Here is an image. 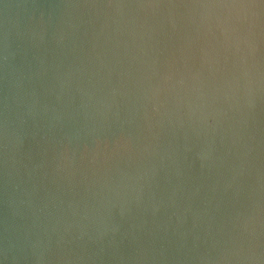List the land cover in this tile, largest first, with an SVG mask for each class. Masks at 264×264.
Returning <instances> with one entry per match:
<instances>
[{
	"label": "water",
	"instance_id": "obj_1",
	"mask_svg": "<svg viewBox=\"0 0 264 264\" xmlns=\"http://www.w3.org/2000/svg\"><path fill=\"white\" fill-rule=\"evenodd\" d=\"M0 264H264V0H0Z\"/></svg>",
	"mask_w": 264,
	"mask_h": 264
}]
</instances>
